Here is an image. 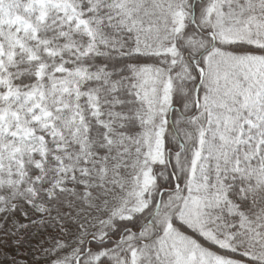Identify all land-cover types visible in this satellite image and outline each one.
<instances>
[{
  "label": "snow or ice",
  "instance_id": "1",
  "mask_svg": "<svg viewBox=\"0 0 264 264\" xmlns=\"http://www.w3.org/2000/svg\"><path fill=\"white\" fill-rule=\"evenodd\" d=\"M0 264H264V0H0Z\"/></svg>",
  "mask_w": 264,
  "mask_h": 264
}]
</instances>
